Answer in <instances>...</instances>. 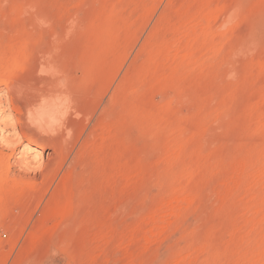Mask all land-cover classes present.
Segmentation results:
<instances>
[{
	"label": "rangeland",
	"instance_id": "374dc122",
	"mask_svg": "<svg viewBox=\"0 0 264 264\" xmlns=\"http://www.w3.org/2000/svg\"><path fill=\"white\" fill-rule=\"evenodd\" d=\"M5 77L0 264H264V0H0Z\"/></svg>",
	"mask_w": 264,
	"mask_h": 264
},
{
	"label": "bare ground",
	"instance_id": "6f19581e",
	"mask_svg": "<svg viewBox=\"0 0 264 264\" xmlns=\"http://www.w3.org/2000/svg\"><path fill=\"white\" fill-rule=\"evenodd\" d=\"M0 82L7 85L6 88L0 86V132L2 134V136L0 135V143L1 145L8 148H15L18 143V137L20 136V133L16 131V120L14 119V113L12 109L9 108L14 104L12 99L19 102L21 101L23 104L22 107H25L24 110L32 119L33 123L37 122L43 125L45 129V127H47L45 124H47L52 111L55 109L58 103V94L53 88H47L43 93H40L37 91V89H31L28 87V85H25L26 82L22 84L17 80L14 82L7 79L6 77L0 78ZM5 91L6 94L3 93ZM18 109L22 110V108L19 107ZM29 133L26 132L24 134L28 135V140L21 148L19 156L15 159L17 165L28 172H41L43 170H49L51 165L50 160L47 159V157H50V153H48V156L45 159L44 148L38 147L35 138H33V136H29ZM30 151L33 154L29 156L25 154Z\"/></svg>",
	"mask_w": 264,
	"mask_h": 264
}]
</instances>
